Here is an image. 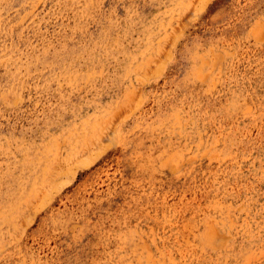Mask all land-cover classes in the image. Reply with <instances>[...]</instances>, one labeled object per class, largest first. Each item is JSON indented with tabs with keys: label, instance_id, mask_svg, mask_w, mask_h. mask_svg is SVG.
<instances>
[{
	"label": "rangeland",
	"instance_id": "1",
	"mask_svg": "<svg viewBox=\"0 0 264 264\" xmlns=\"http://www.w3.org/2000/svg\"><path fill=\"white\" fill-rule=\"evenodd\" d=\"M0 264H264V0H0Z\"/></svg>",
	"mask_w": 264,
	"mask_h": 264
},
{
	"label": "bare ground",
	"instance_id": "2",
	"mask_svg": "<svg viewBox=\"0 0 264 264\" xmlns=\"http://www.w3.org/2000/svg\"><path fill=\"white\" fill-rule=\"evenodd\" d=\"M87 146V145H86ZM76 157V156H75ZM63 167V166H62ZM45 186V185H44Z\"/></svg>",
	"mask_w": 264,
	"mask_h": 264
}]
</instances>
